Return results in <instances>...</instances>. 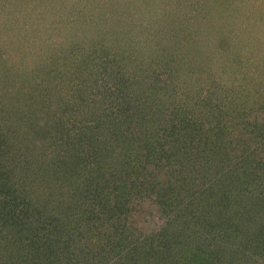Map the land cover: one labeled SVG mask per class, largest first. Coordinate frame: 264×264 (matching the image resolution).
Here are the masks:
<instances>
[{
    "label": "trees",
    "instance_id": "obj_1",
    "mask_svg": "<svg viewBox=\"0 0 264 264\" xmlns=\"http://www.w3.org/2000/svg\"><path fill=\"white\" fill-rule=\"evenodd\" d=\"M17 1L0 264H264V56L194 20L234 0Z\"/></svg>",
    "mask_w": 264,
    "mask_h": 264
},
{
    "label": "rangeland",
    "instance_id": "obj_2",
    "mask_svg": "<svg viewBox=\"0 0 264 264\" xmlns=\"http://www.w3.org/2000/svg\"><path fill=\"white\" fill-rule=\"evenodd\" d=\"M247 1L244 0V2H242V0H234L233 3H231L232 8L230 7L228 13L226 15L225 14L223 15L225 16L224 19L226 20V22L224 23H222L221 20L219 19L212 22L210 19L215 18L213 17V14H211V18L209 19L201 18L197 16L194 18V20L199 23L203 22L204 24L205 22H207L208 24H210V26H214L218 36H224L223 34H225L227 36L228 47L230 48V50H233L232 45L234 40L236 38L241 37L240 32L242 30L243 32H245V39L241 42V45H244L245 48H249L251 50L259 49L258 52H260L261 54L260 56L263 57L264 56V29H263L264 0H256L254 2L253 0H250L248 2ZM19 2L17 0H0V51H3L2 33L5 32L6 27L9 25V18L3 19L2 15L4 12L23 13V11H21V8H23V6H20ZM19 8L20 11L18 10ZM244 9L246 10L245 12H247V15H245L244 17H236V15L239 14L237 13V11L243 10V13H245ZM224 19L223 21H225ZM251 55L253 56V54H250L251 59H253ZM227 58L228 61L226 63H230L234 71L230 68L227 71L228 74L226 73L222 76L223 82L226 81L227 79H231L230 81H232L231 82L232 84H237L238 82L237 76L239 75L240 70L249 71L250 65L244 64L242 58L239 57L238 55L234 56L232 54L229 55ZM237 59L240 60L239 63ZM256 63L261 64V61L257 59ZM252 68H254V71L260 70L264 73V68L261 65H252ZM247 76L249 77V72H247ZM234 78L236 79L234 80ZM260 81L264 82V76H261ZM246 93L247 95L250 96V90H246ZM152 219L153 218H151V220ZM151 220L146 219L147 222H145L144 224V226L146 227L144 228L146 229L152 228L153 226L152 221H154V219L152 221Z\"/></svg>",
    "mask_w": 264,
    "mask_h": 264
}]
</instances>
